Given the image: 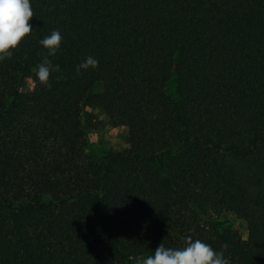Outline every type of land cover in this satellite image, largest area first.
I'll return each instance as SVG.
<instances>
[{
	"label": "trees",
	"instance_id": "1",
	"mask_svg": "<svg viewBox=\"0 0 264 264\" xmlns=\"http://www.w3.org/2000/svg\"><path fill=\"white\" fill-rule=\"evenodd\" d=\"M31 4L0 62V264H134L189 237L264 264V0ZM56 29L48 87L34 69ZM89 107L127 148L86 151Z\"/></svg>",
	"mask_w": 264,
	"mask_h": 264
},
{
	"label": "clouds",
	"instance_id": "2",
	"mask_svg": "<svg viewBox=\"0 0 264 264\" xmlns=\"http://www.w3.org/2000/svg\"><path fill=\"white\" fill-rule=\"evenodd\" d=\"M33 16L31 0H0V62L11 58L13 50L32 33L30 21ZM62 42L63 36L58 29L39 41L47 50V55L34 69L39 84L50 87L51 75L60 71V66L49 57L57 55ZM98 66L99 61L88 56L77 65L76 71L80 74L81 70ZM138 264H230V260L225 257L224 251H217L210 244L189 237L185 246L178 249L166 248L162 242L153 255L140 258Z\"/></svg>",
	"mask_w": 264,
	"mask_h": 264
},
{
	"label": "rangeland",
	"instance_id": "3",
	"mask_svg": "<svg viewBox=\"0 0 264 264\" xmlns=\"http://www.w3.org/2000/svg\"><path fill=\"white\" fill-rule=\"evenodd\" d=\"M89 111L101 120V124L88 135L86 151L89 153H104L109 150H121L129 146L127 142L128 130L124 126L114 127L110 118L97 107H89ZM233 220L232 227L237 229L244 239L248 238L247 223L242 218L230 213ZM140 259V258H139ZM136 259L134 264H138Z\"/></svg>",
	"mask_w": 264,
	"mask_h": 264
}]
</instances>
